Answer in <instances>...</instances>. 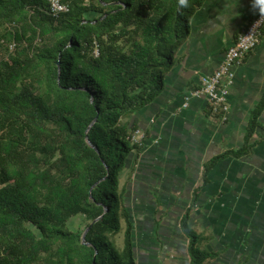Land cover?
<instances>
[{
    "label": "trees",
    "instance_id": "16d2710c",
    "mask_svg": "<svg viewBox=\"0 0 264 264\" xmlns=\"http://www.w3.org/2000/svg\"><path fill=\"white\" fill-rule=\"evenodd\" d=\"M200 1L66 0L69 11L55 17L49 0H0V35L17 42L0 64V264H146L161 238L187 245L186 264L219 260L201 248L191 209L184 237L145 233L138 257L143 233L136 241L125 199L128 164L145 144L123 116L157 97ZM74 217L84 227L72 228ZM122 218L120 248L111 238Z\"/></svg>",
    "mask_w": 264,
    "mask_h": 264
},
{
    "label": "crops",
    "instance_id": "0c3cea01",
    "mask_svg": "<svg viewBox=\"0 0 264 264\" xmlns=\"http://www.w3.org/2000/svg\"><path fill=\"white\" fill-rule=\"evenodd\" d=\"M260 12L256 0H201L161 91L123 118L146 133L125 192L137 230L184 237L191 209L189 225L220 264H264V40L235 66L227 120L205 96L184 100Z\"/></svg>",
    "mask_w": 264,
    "mask_h": 264
},
{
    "label": "built area",
    "instance_id": "2783aa9c",
    "mask_svg": "<svg viewBox=\"0 0 264 264\" xmlns=\"http://www.w3.org/2000/svg\"><path fill=\"white\" fill-rule=\"evenodd\" d=\"M51 14L55 17L68 12L66 0H49ZM264 40V12L258 13L249 25L241 32L236 42L226 51L219 68L211 75L202 78L201 87L189 92L185 96L184 107H188L193 97L205 96L210 103L213 114L221 115L227 120L230 112V86L235 79V66L240 64L245 56L252 52ZM17 49L16 41H8L0 35V64L12 62V55ZM99 54V50L96 51ZM133 140L140 144L146 142V133L138 129Z\"/></svg>",
    "mask_w": 264,
    "mask_h": 264
},
{
    "label": "rangeland",
    "instance_id": "374dc122",
    "mask_svg": "<svg viewBox=\"0 0 264 264\" xmlns=\"http://www.w3.org/2000/svg\"><path fill=\"white\" fill-rule=\"evenodd\" d=\"M129 114L127 113L125 116H123V118H126ZM133 218H135L134 220L137 221V216L135 215ZM121 224H122V228H121V231L113 236L111 239L113 241L114 244H116L118 247L122 248L123 244L125 243V231L127 229V223H126V220L124 218L121 219ZM136 225H137V222H136ZM70 226L72 228H77L79 226L81 227H84V223H83V218L81 217H74L71 221H70ZM139 230V228H138ZM137 230L136 234H135V238L137 239L136 241H138V238H139V241H141L142 239V235L144 234H140V232ZM155 230V229H154ZM161 230L158 228L156 233H159L156 234L157 237H161ZM141 235V236H140ZM143 239H144V236H143ZM138 241V242H139ZM159 241V240H158ZM137 242V244H139ZM160 246L157 248H155L156 251H158V254H159V258L158 260H156L155 258H153V256L151 258H147V257H143L142 260L144 262H146V264H178V262L174 261V260H178L180 264H186V254H187V245L184 244V245H172V244H165L166 246H164V244H162V241L160 242ZM143 246V248H139L137 247V253H138V257L140 256V253L142 254H147V250L145 249V247L147 246L148 247V243H143L141 244ZM155 245V244H154ZM211 246L210 244H206V242H200V246L201 248L203 249H207V247ZM214 246V245H213ZM142 257V256H140ZM182 257H186V258H182ZM172 259L173 262H172ZM206 264V263H205ZM215 264H220L219 261H215Z\"/></svg>",
    "mask_w": 264,
    "mask_h": 264
},
{
    "label": "clouds",
    "instance_id": "9594fccd",
    "mask_svg": "<svg viewBox=\"0 0 264 264\" xmlns=\"http://www.w3.org/2000/svg\"><path fill=\"white\" fill-rule=\"evenodd\" d=\"M256 3L261 6V11L264 12V0H256ZM178 6L180 8L190 7V0H178Z\"/></svg>",
    "mask_w": 264,
    "mask_h": 264
},
{
    "label": "water",
    "instance_id": "95a60500",
    "mask_svg": "<svg viewBox=\"0 0 264 264\" xmlns=\"http://www.w3.org/2000/svg\"><path fill=\"white\" fill-rule=\"evenodd\" d=\"M58 67H59V74L61 73V70H62V60H61V55H60V57H59V60H58ZM97 121V117L94 119V121L92 122V124L91 125H93L95 122ZM90 125V126H91ZM88 130H89V128H88ZM87 138H88V136H87ZM88 142L93 146V147H95L91 142H90V140L88 139ZM100 218V217H99ZM99 218H97L95 221H97ZM91 227H88L86 230H85V232H84V234H83V242L85 243V240H86V234H87V232L89 231V229H90ZM95 264V263H94Z\"/></svg>",
    "mask_w": 264,
    "mask_h": 264
},
{
    "label": "flooded vegetation",
    "instance_id": "af4514ba",
    "mask_svg": "<svg viewBox=\"0 0 264 264\" xmlns=\"http://www.w3.org/2000/svg\"><path fill=\"white\" fill-rule=\"evenodd\" d=\"M147 236H148V234H147Z\"/></svg>",
    "mask_w": 264,
    "mask_h": 264
}]
</instances>
